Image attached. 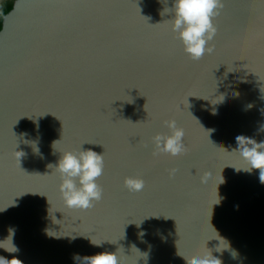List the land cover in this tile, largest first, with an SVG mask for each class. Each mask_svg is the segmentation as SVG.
<instances>
[{"label":"water","instance_id":"obj_1","mask_svg":"<svg viewBox=\"0 0 264 264\" xmlns=\"http://www.w3.org/2000/svg\"><path fill=\"white\" fill-rule=\"evenodd\" d=\"M222 2L215 52L194 61L171 14H159L172 0L13 1L0 28V241L14 227L19 251L0 256L75 264L74 253L122 247L123 264H190L210 252L222 264H264V184L258 170L235 171L245 164L227 152L239 135L264 140V0ZM169 120L186 134L180 158L152 144ZM53 141L59 152L104 154L92 208L64 206L47 167L60 156ZM125 177L144 188L129 192ZM221 238L235 259L217 252Z\"/></svg>","mask_w":264,"mask_h":264},{"label":"clouds","instance_id":"obj_2","mask_svg":"<svg viewBox=\"0 0 264 264\" xmlns=\"http://www.w3.org/2000/svg\"><path fill=\"white\" fill-rule=\"evenodd\" d=\"M158 2L166 4L167 0H158ZM222 10V0H172L171 7L165 6L159 14L161 16L171 14L172 18L168 20L171 25V30L175 33L176 38L183 46L185 54L194 61H202L215 52V48L212 45L219 33L214 22L218 19ZM223 67L224 65L220 69ZM249 107H251V105H249ZM191 114L199 118L193 113ZM199 119L201 120V118ZM165 124L169 129V133L167 135L157 133L152 137V144L157 152L166 153L174 158H180L186 153V145L184 143L185 131L182 127L177 126L175 120L166 121ZM257 131L264 132V124H262ZM57 142L58 141H53L51 145L54 153L59 152L56 149ZM31 144L33 151L36 154L42 155L40 153L38 140L32 141ZM236 145L237 147L235 149L227 152L236 153L239 159L244 162L245 166L240 168L230 167L237 172L243 171L248 174H251L253 170H258V179L261 184H264V140L257 142L253 137L239 135L236 137ZM219 147L223 148L220 145ZM59 153L60 156L56 163H50L47 167L52 170L51 174L56 173L60 177L58 190L64 206L68 209H79L81 211L92 208L94 202H98L102 198V188L97 183V180L103 174L104 154H98L91 148L81 149V146L78 151H62ZM171 171L174 172L175 170L173 169ZM123 185L129 192H139L144 188V181L139 177H125ZM5 209L0 210V212ZM136 226L139 228L141 222L136 224ZM49 231L48 229L45 230L47 236L61 238L50 235ZM15 232L16 229L10 227L8 229V236L0 241V248L4 251L9 253H17L19 251L18 247L14 244ZM145 235V231L138 233L140 238H143ZM76 236L78 235L69 238L70 240L75 239ZM80 237L86 238L91 246L97 248L102 247L103 243L107 241L95 240L90 236ZM221 239L227 244V247L221 248L220 251L217 252L228 250L232 258L235 259L239 255L238 252L235 249H231L230 245L223 238ZM5 242H7V246ZM132 249L138 251L134 245ZM121 250H123L122 247L117 248L114 252L101 251L83 257L78 253H74L73 260L75 264H123L121 260ZM141 254L146 261L148 253ZM215 261H219V264H222V261L219 258L213 257L210 252L208 255L197 257L189 262L190 264H214ZM0 264H22V262L15 256L11 259L0 256ZM135 264H137V260Z\"/></svg>","mask_w":264,"mask_h":264},{"label":"trees","instance_id":"obj_3","mask_svg":"<svg viewBox=\"0 0 264 264\" xmlns=\"http://www.w3.org/2000/svg\"><path fill=\"white\" fill-rule=\"evenodd\" d=\"M14 0H7L0 4V28L2 25L3 16L12 8Z\"/></svg>","mask_w":264,"mask_h":264},{"label":"flooded vegetation","instance_id":"obj_4","mask_svg":"<svg viewBox=\"0 0 264 264\" xmlns=\"http://www.w3.org/2000/svg\"><path fill=\"white\" fill-rule=\"evenodd\" d=\"M4 1H7V0H0V4H1L2 2H4Z\"/></svg>","mask_w":264,"mask_h":264}]
</instances>
